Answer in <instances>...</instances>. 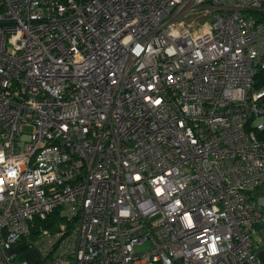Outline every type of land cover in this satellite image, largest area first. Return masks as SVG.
Here are the masks:
<instances>
[{
	"label": "built area",
	"instance_id": "1",
	"mask_svg": "<svg viewBox=\"0 0 264 264\" xmlns=\"http://www.w3.org/2000/svg\"><path fill=\"white\" fill-rule=\"evenodd\" d=\"M253 11L0 0V264H264Z\"/></svg>",
	"mask_w": 264,
	"mask_h": 264
},
{
	"label": "rangeland",
	"instance_id": "2",
	"mask_svg": "<svg viewBox=\"0 0 264 264\" xmlns=\"http://www.w3.org/2000/svg\"><path fill=\"white\" fill-rule=\"evenodd\" d=\"M252 199L255 202H259L260 204H264V192H259V186L255 187L251 191ZM147 246L146 243H142L135 247L136 250L143 249ZM39 253L36 248L29 246L24 251H18L14 256V261L25 260L28 263L32 264H49V262L45 259L38 261ZM37 259V260H36ZM261 259L264 261V256H261ZM60 264H68L65 261H62Z\"/></svg>",
	"mask_w": 264,
	"mask_h": 264
},
{
	"label": "trees",
	"instance_id": "3",
	"mask_svg": "<svg viewBox=\"0 0 264 264\" xmlns=\"http://www.w3.org/2000/svg\"><path fill=\"white\" fill-rule=\"evenodd\" d=\"M252 14L256 16L258 19L264 18V12L253 11ZM253 83H254V86L264 87V68H257L254 71ZM255 134L258 138L264 139V127L260 130H255Z\"/></svg>",
	"mask_w": 264,
	"mask_h": 264
},
{
	"label": "crops",
	"instance_id": "4",
	"mask_svg": "<svg viewBox=\"0 0 264 264\" xmlns=\"http://www.w3.org/2000/svg\"><path fill=\"white\" fill-rule=\"evenodd\" d=\"M258 186H259V192H264V181L261 184H259Z\"/></svg>",
	"mask_w": 264,
	"mask_h": 264
},
{
	"label": "bare ground",
	"instance_id": "5",
	"mask_svg": "<svg viewBox=\"0 0 264 264\" xmlns=\"http://www.w3.org/2000/svg\"><path fill=\"white\" fill-rule=\"evenodd\" d=\"M257 68H259V67H257ZM257 68H256V69H257ZM256 69H255V70H256ZM253 75H254V74H253ZM253 85H254V83H253ZM254 87H260V86H254ZM255 130H260V129L253 128V132H254V134H255ZM255 136H256V134H255ZM256 137H257V136H256ZM257 138H258V137H257ZM259 139H261V138H259Z\"/></svg>",
	"mask_w": 264,
	"mask_h": 264
},
{
	"label": "snow or ice",
	"instance_id": "6",
	"mask_svg": "<svg viewBox=\"0 0 264 264\" xmlns=\"http://www.w3.org/2000/svg\"><path fill=\"white\" fill-rule=\"evenodd\" d=\"M158 102V101H157ZM0 182H2V181H0Z\"/></svg>",
	"mask_w": 264,
	"mask_h": 264
}]
</instances>
